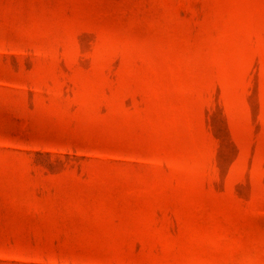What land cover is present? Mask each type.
Instances as JSON below:
<instances>
[{
    "label": "rangeland",
    "instance_id": "rangeland-1",
    "mask_svg": "<svg viewBox=\"0 0 264 264\" xmlns=\"http://www.w3.org/2000/svg\"><path fill=\"white\" fill-rule=\"evenodd\" d=\"M0 264H264V0H0Z\"/></svg>",
    "mask_w": 264,
    "mask_h": 264
}]
</instances>
